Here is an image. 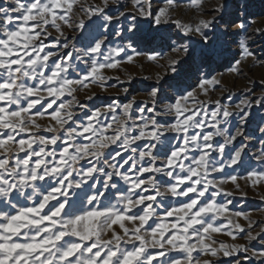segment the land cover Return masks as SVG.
<instances>
[{
  "label": "snow or ice",
  "instance_id": "1",
  "mask_svg": "<svg viewBox=\"0 0 264 264\" xmlns=\"http://www.w3.org/2000/svg\"><path fill=\"white\" fill-rule=\"evenodd\" d=\"M116 3L5 0L0 6V264H217L203 257H236L238 253L247 255L235 264L252 258L264 264V222L253 232L250 214L233 212L231 200L217 199L221 194L233 195L223 186L229 182L240 188L238 176L227 173L219 180L210 178L241 163L246 145L233 148L227 158L226 149L244 134L243 125L250 116L246 109L253 103L264 107V96L242 99L235 109L217 100L216 107L209 109L192 90L157 113L159 88L153 87L148 93L151 107L146 101L138 106L135 98L123 105L112 102L92 109L77 122L73 108L86 105L80 104L76 92L91 83L103 88L104 70L118 69L122 54L128 62L141 55L158 62L162 53H141L131 43L105 51L106 35L97 32L85 48L75 50L83 55L74 57L73 51L64 50L74 47L76 37L69 40L64 27L82 30L87 21L107 30L115 23V34L122 36L139 31L137 17H143L157 26L175 24L184 36L195 33L207 42L205 30L217 20L215 15L200 17L193 25L174 19L176 0H164L155 14L151 0H131L136 15L127 19V9L109 14ZM189 4L201 7L203 0H189ZM225 7L221 0L213 11L222 13ZM237 27L246 31L243 21ZM49 28L55 30V37ZM49 38L50 45L45 43ZM240 49L241 59L235 60L230 72L239 73L242 60L255 59L246 37ZM172 51L178 55L169 58L166 71L176 72L190 50L181 45ZM83 57H88L85 69L73 78L72 61ZM162 78L157 73V81ZM219 84L213 76L201 79L197 89L206 95L210 86ZM66 96L71 99H63ZM145 111L153 115L144 116ZM162 114L172 117V122L159 123L157 117ZM233 116L240 127L230 134L220 125ZM45 119L47 123L42 124ZM260 131L264 133V128ZM113 146L117 150L108 151ZM255 158L264 165V151ZM239 179L253 187L264 184V166ZM166 196L176 198L174 205L157 203V197ZM154 204L163 208L162 215ZM240 218L248 222L246 226ZM241 233H246L248 242L259 239L260 248L250 250L247 244L236 243ZM216 234L230 236L233 243L218 242ZM172 252L182 255L162 259Z\"/></svg>",
  "mask_w": 264,
  "mask_h": 264
},
{
  "label": "rangeland",
  "instance_id": "2",
  "mask_svg": "<svg viewBox=\"0 0 264 264\" xmlns=\"http://www.w3.org/2000/svg\"><path fill=\"white\" fill-rule=\"evenodd\" d=\"M89 2L91 3V0ZM96 2L99 3V0H96ZM220 2L221 0H203V5L196 7L191 6L189 0H176V6L172 11L174 19L178 18L193 25L200 17L211 18L213 15L217 16L215 26L205 30L209 38L207 42L202 41L199 35L195 33L184 36L175 24L166 23L162 26H157L151 23L150 19L143 17H137L139 31L135 34L124 32L122 36L115 34L117 28L115 23L107 30L103 27L97 29L95 26L89 25L87 21L86 27L82 30L74 31L64 27L63 30L69 40H72L73 36L76 37L72 41L74 47L64 50L65 52L73 51L74 57L77 54L83 55L82 52L77 53L75 50L85 48L89 40L96 37L97 32L105 33L106 35L105 51L110 46L115 47L118 44L127 45L131 43L141 53L152 51L162 53V58L158 62L150 61L143 55L134 56L133 62H128L122 54L120 57L122 63L118 69L104 70L106 79L103 88L98 83H91L88 88L76 92L80 104L86 105L85 108L79 106L73 108L77 115V122L83 121L85 114H90L92 109L112 102H118L123 105L135 98L138 106H145L141 102L146 101L147 107H151L152 101L148 93L153 87L159 88L156 103L157 113H163L164 105L174 102L175 97L192 90H197L199 100L204 101L205 106L209 109L216 107L214 102L217 100L221 104L229 105L230 108L235 109V106L242 99L254 101L264 96V0H224L225 10L222 13H216L213 9ZM4 3L5 0H0V6H4ZM163 6L164 0H151L153 14ZM125 9L128 10L127 19H131L132 16L136 15L135 10L132 8L131 0H117V3L108 11L109 14L115 15L117 11H124ZM241 21L246 25V31L238 29L237 25ZM249 21H252V23H249ZM124 22L126 23V21ZM257 29L260 31L257 32ZM49 31L52 32L53 37L57 35L54 29L49 28ZM245 37L247 46L254 54L255 59L242 60L241 71L239 73L230 72L228 69L234 64L235 60L241 59L240 41ZM161 38L164 39L163 44ZM45 43L50 45L51 38L46 39ZM181 45L189 47L190 55L182 57V62L176 66V72L166 71L169 58L174 59L178 55L172 49ZM53 50L58 51V49ZM129 54H131L130 50ZM87 59L88 57H83L82 60L73 59V68L69 69V73L73 78H78L83 73L85 69L84 61ZM157 73L163 77L159 81H157ZM128 76L132 77L130 81ZM213 76L220 81V84L215 87L210 86L206 95L199 92L197 89L199 81ZM124 89H128V91L125 93ZM93 93L95 95L92 99H86L87 96ZM63 99L71 98L66 96ZM53 107L56 106L54 105ZM246 110L250 111V116L243 125L244 134L237 137L233 145L229 146L225 152V158H227L233 148H238L242 144L246 145L241 163L238 166L234 165L232 168H226L223 174L213 173L210 178L219 180L227 173L238 176L240 188L236 189L229 182L223 186L231 191L233 195L226 196L221 194L217 199L221 202L231 200L230 208L233 212L240 211L250 214L252 221H254L252 231L256 232L260 230L261 222H264V199H262L264 197V184L253 187L250 181L239 179V177H246L248 171L264 166L255 158L264 151V133L260 131L261 128H264V107L253 103L251 109ZM119 113L120 109H117V114ZM135 115L138 116L140 114L135 113ZM143 115L151 116L153 113L145 111ZM157 119L161 124L172 122V117L165 114L158 116ZM40 122L42 124L47 123V120H41ZM69 123L71 124L72 122L70 121ZM220 126L228 129L229 133L233 134L236 128L240 127L239 119L237 116H233L227 124L222 122ZM216 140L223 142L222 137H216ZM176 142L173 140V143ZM115 150L117 149L113 146L108 151ZM213 156L216 159H220L215 153H213ZM122 159L123 156L117 157L116 162L119 163ZM83 163L85 162L81 161V164ZM107 170L109 169L106 168ZM148 175L146 173L144 178L147 179ZM114 182L123 186V182L118 178H114ZM87 190L88 186L85 185L84 191ZM161 190H163V186ZM242 193H246V195H242ZM148 194L154 193L149 192ZM175 199L170 196L157 197V203L163 200L166 205H174ZM113 202L115 201L113 200ZM154 207H156L155 204ZM156 211L158 215L163 214L162 207H156ZM239 222L245 226L248 223L243 218H240ZM117 230L119 231V229ZM245 235L246 233H241L235 242L247 244L250 250L260 248L259 239L248 242L244 239ZM215 239L218 242L233 243L231 237L226 234H216ZM149 251L155 252L156 250L149 249ZM181 255L182 253L172 252L162 259L167 261L178 258ZM245 255L247 253H238L236 257L220 255L218 257L203 258L214 259L217 264H235L236 259H242ZM242 264H260V262L252 258L250 260H242Z\"/></svg>",
  "mask_w": 264,
  "mask_h": 264
}]
</instances>
